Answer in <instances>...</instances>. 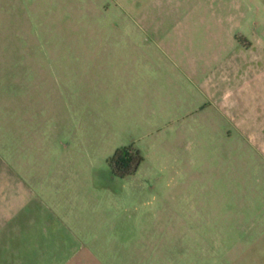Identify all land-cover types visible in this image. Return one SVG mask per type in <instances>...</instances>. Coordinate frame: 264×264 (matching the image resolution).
Masks as SVG:
<instances>
[{
	"label": "rangeland",
	"instance_id": "obj_1",
	"mask_svg": "<svg viewBox=\"0 0 264 264\" xmlns=\"http://www.w3.org/2000/svg\"><path fill=\"white\" fill-rule=\"evenodd\" d=\"M258 14L0 0V264H264ZM122 147L143 157L123 179Z\"/></svg>",
	"mask_w": 264,
	"mask_h": 264
},
{
	"label": "crops",
	"instance_id": "obj_2",
	"mask_svg": "<svg viewBox=\"0 0 264 264\" xmlns=\"http://www.w3.org/2000/svg\"><path fill=\"white\" fill-rule=\"evenodd\" d=\"M252 18L254 19L252 20V24H250L248 27L249 30L246 33L247 36L243 37V39L245 40L244 46L246 48V51L255 48L258 52V57H261L264 60V14H258L256 16H252ZM227 20L232 24L234 22L236 23L237 21L238 24H235L234 26L243 28V24H240L241 22L238 21L236 13L231 12L227 14ZM228 39L231 43L236 41V37L231 33L228 36ZM232 46L234 45L232 44ZM244 46H242V48H244ZM258 75H261V73H259Z\"/></svg>",
	"mask_w": 264,
	"mask_h": 264
},
{
	"label": "flooded vegetation",
	"instance_id": "obj_3",
	"mask_svg": "<svg viewBox=\"0 0 264 264\" xmlns=\"http://www.w3.org/2000/svg\"><path fill=\"white\" fill-rule=\"evenodd\" d=\"M139 151H135L134 149L129 150L128 152L124 153L120 156L113 164H110L111 171L114 176L119 178H125L130 176L133 173L126 174L124 176L120 175V173L124 170H129L131 168H135L136 170L140 166L142 162H139Z\"/></svg>",
	"mask_w": 264,
	"mask_h": 264
},
{
	"label": "trees",
	"instance_id": "obj_4",
	"mask_svg": "<svg viewBox=\"0 0 264 264\" xmlns=\"http://www.w3.org/2000/svg\"><path fill=\"white\" fill-rule=\"evenodd\" d=\"M132 147H122V148H119L115 154L109 158V163L110 164H113L120 156H122L124 153L128 152L129 150H131ZM139 154V162H142L143 161V157L142 155L140 154V152L138 153ZM136 169L135 168H131V169H127V170H124L120 173V175L124 176L126 174H129V173H133Z\"/></svg>",
	"mask_w": 264,
	"mask_h": 264
}]
</instances>
